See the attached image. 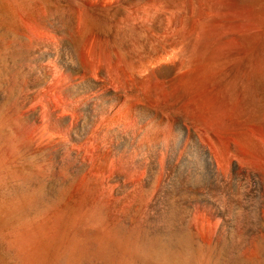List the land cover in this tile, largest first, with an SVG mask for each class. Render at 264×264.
<instances>
[{
  "label": "bare ground",
  "instance_id": "1",
  "mask_svg": "<svg viewBox=\"0 0 264 264\" xmlns=\"http://www.w3.org/2000/svg\"><path fill=\"white\" fill-rule=\"evenodd\" d=\"M62 1L20 8L0 57L21 139L50 160L0 193V230L31 233L23 263L264 264V0ZM85 207L90 244L69 236Z\"/></svg>",
  "mask_w": 264,
  "mask_h": 264
},
{
  "label": "rangeland",
  "instance_id": "2",
  "mask_svg": "<svg viewBox=\"0 0 264 264\" xmlns=\"http://www.w3.org/2000/svg\"><path fill=\"white\" fill-rule=\"evenodd\" d=\"M37 3L48 9H52V8L58 9L65 4L64 1L62 0H49V1L48 0H0V57L2 56L1 58L12 60V55H9L8 52H12L13 50H17L18 48L16 36L18 34L17 33L18 25H19L18 22L20 19L19 9L26 8L28 10L30 9V11H33L31 10V8H34L35 4ZM29 30L33 35L35 30L34 29H29ZM15 84L16 83H12L8 89H6L5 86L0 85V91H6L5 95L7 96V98L0 96V193L1 191L15 193L20 190L19 185L21 181L27 180L28 178L36 177L38 175L46 174L50 168V160L48 156L46 155L39 156L37 153L35 154L33 150L27 148L29 146L26 145V143L24 144V141L22 140L25 131L22 132L21 127H23V125H22V121H20L19 119V112L17 110L18 108L14 106L15 105L14 102L16 100L15 94H17V89ZM29 137L30 136L26 132L25 139ZM19 138L21 141L19 140ZM231 195L233 196L231 197L232 200L235 202L236 206L238 207L237 210H241L240 213L243 216L244 213L243 195L241 196L238 190L231 191ZM44 203L45 202H43V204L41 205H44ZM87 209L88 208L85 207L82 210V212L81 210L79 211L78 219L79 218L80 219L76 224L77 228L76 229L74 228L73 229L74 231L71 230L73 233L70 231L71 233L69 236L70 238L73 239L75 237L76 240L85 239L86 241L87 239L88 243L90 244V242L94 237V234L90 233V231L94 230L92 232H96L97 230L95 229L96 227L99 226L94 220L91 219V217L89 218V214L90 216L92 215L91 214L92 210L89 209L90 211H88ZM232 214L233 212L230 214L231 217H229V219L226 221L227 223L225 222L223 229L226 232V234L233 233V235L237 237L238 236L241 237L244 234V226L240 224L238 220H236L235 217L236 215L234 216V214L233 215ZM203 219H205V221L203 220L204 222H202L203 224L201 223L200 228H203V226L207 227V228L204 227L203 229V230L206 229L205 231L207 233L202 229H201L202 232L200 231L202 234L201 236L203 237V239L201 237L202 240L200 242L202 244L201 245L202 246L201 249L203 250L202 253L203 254L212 253L214 255L215 253H217L216 252L218 245L217 243L223 237L217 231L218 230L217 220L214 221L211 219L209 220V218L206 217H204ZM82 221H84V223ZM79 222L82 223V225ZM93 223L94 224L96 223L97 226L94 225ZM101 226H102L101 227L102 230L106 228L104 227L105 225L104 226L101 225ZM16 229L17 228L6 227L5 229L0 230V264H27V261L25 263H23L22 261L23 259H25L23 257L24 254L22 253H23V248L28 243L31 233L27 231L24 234V232L22 233L21 230L18 229L16 230ZM99 230L100 228L98 229V231ZM107 230L108 229H106V231ZM103 231H105V229ZM109 232H110V228H109ZM86 234L89 235L86 236ZM91 234L93 236L92 238H91ZM240 254L242 255L241 257L243 258L244 248L240 251Z\"/></svg>",
  "mask_w": 264,
  "mask_h": 264
}]
</instances>
